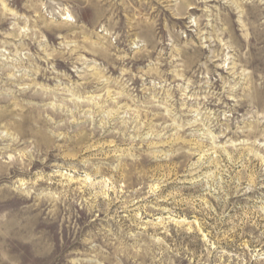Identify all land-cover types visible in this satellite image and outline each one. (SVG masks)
I'll list each match as a JSON object with an SVG mask.
<instances>
[{"label":"clouds","instance_id":"clouds-1","mask_svg":"<svg viewBox=\"0 0 264 264\" xmlns=\"http://www.w3.org/2000/svg\"><path fill=\"white\" fill-rule=\"evenodd\" d=\"M0 264H264V0H0Z\"/></svg>","mask_w":264,"mask_h":264}]
</instances>
